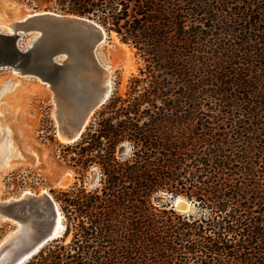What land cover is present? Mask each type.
Masks as SVG:
<instances>
[{
    "label": "trees",
    "instance_id": "16d2710c",
    "mask_svg": "<svg viewBox=\"0 0 264 264\" xmlns=\"http://www.w3.org/2000/svg\"><path fill=\"white\" fill-rule=\"evenodd\" d=\"M74 3L131 44L152 80L141 92L132 77L106 106L124 119L76 142V166L97 163L101 188L61 192L72 239L26 264H264V0ZM159 191L196 213L154 205Z\"/></svg>",
    "mask_w": 264,
    "mask_h": 264
},
{
    "label": "rangeland",
    "instance_id": "374dc122",
    "mask_svg": "<svg viewBox=\"0 0 264 264\" xmlns=\"http://www.w3.org/2000/svg\"><path fill=\"white\" fill-rule=\"evenodd\" d=\"M74 2L75 0H0V27L3 22L18 20L25 13L32 11L50 10L61 14H75ZM107 31L113 32L108 29ZM119 43L123 42L115 33L110 35L97 51L99 59L111 68L113 89L108 101L89 118L83 134L88 130H99L107 118H110L114 125L124 119L116 108L111 111L106 109V106L112 97L124 99L128 96L132 77L145 80L138 86V91L142 92L144 87L150 90L152 79L146 70L144 58L136 53L131 44L124 43L125 46H122ZM140 71L143 73L140 74ZM153 74L156 76L157 71ZM52 96L48 87L37 80L12 75L5 70L0 71V200L19 196L23 192L39 194L46 190L58 202L64 215L65 228L62 237L49 242L40 251L55 244L65 245L72 239L74 231L66 233L68 221L60 200L57 199L63 198L60 196L61 192L69 190L72 186L83 188L87 192L101 188V172L97 163L89 164L86 169L76 166L80 149L85 144H66L57 138L59 108ZM161 98L165 97L155 98L156 105L161 104ZM147 106V103L140 106L139 115ZM143 115L145 117L141 118L140 123L148 118V113L143 112ZM130 150L131 144L123 140L116 145L115 155L121 161L128 157ZM67 172L71 174V180L61 186L59 182ZM176 198L183 199L184 203L188 204L187 212L196 213L197 209L192 202L180 195L171 197L165 191H159L152 203L159 205L170 202L172 205ZM172 206L176 211L182 212ZM13 226L9 220L0 219V240Z\"/></svg>",
    "mask_w": 264,
    "mask_h": 264
},
{
    "label": "water",
    "instance_id": "95a60500",
    "mask_svg": "<svg viewBox=\"0 0 264 264\" xmlns=\"http://www.w3.org/2000/svg\"><path fill=\"white\" fill-rule=\"evenodd\" d=\"M109 32L89 17L50 10L28 13L14 23L12 32L0 30V71L34 79L48 87L59 108L56 131L70 143L81 138L89 118L112 94V72L108 73L97 55ZM75 108L76 122L71 123ZM0 203L9 222H20L26 209L56 210L57 206L60 210L58 202L46 193L15 196ZM172 205L184 213L188 211L184 202L175 201ZM63 232L64 229L57 237H51L50 230L35 229L29 238L19 240L5 264H25L46 244L62 237ZM17 236L0 244V254Z\"/></svg>",
    "mask_w": 264,
    "mask_h": 264
},
{
    "label": "bare ground",
    "instance_id": "6f19581e",
    "mask_svg": "<svg viewBox=\"0 0 264 264\" xmlns=\"http://www.w3.org/2000/svg\"><path fill=\"white\" fill-rule=\"evenodd\" d=\"M27 14L28 13H25L20 19L12 21L10 23H4L3 22L2 23L3 25L0 27V30L1 31H5V32H12L13 31V27L12 26H14V23L19 21V20L24 19V17H26ZM1 22L2 21L0 20V23ZM110 33H111L110 35H114L115 34L114 32H110ZM119 44L122 45V46H125L124 43H119ZM126 52L128 53V51H126ZM104 66L107 69L108 73H110L111 72L110 66L108 64L106 65L105 63H104ZM107 84H109V80H107ZM76 117L77 116H76V108H75V110H73L72 114L70 115V119L69 120L71 121V123L72 122L73 123L76 122ZM56 135H57L58 139L61 142L70 143V142L66 141L65 138L63 136H61L58 131H57ZM70 180H71V174L69 172H67L66 174L63 175V177L60 180L59 184L61 186H65L66 184H68L70 182ZM44 193L50 194L46 190H42L41 193H39V194H44ZM25 194H33V193H31L29 191L28 192H23L19 196H22V195H25ZM178 198H176V204L184 202L183 199L182 200H178ZM13 199H14V197H10L8 199L0 200V202H3L5 200L10 201V200H13ZM1 205L2 204L0 203V219L5 220L6 218H5V216H3L4 215L3 214V208H1ZM187 206H188V204H186V208H187ZM10 223H12L14 225L13 229L10 230V232L0 240V244L6 243L13 236L15 237L18 234H19V236H17L15 238V240H12L11 246L8 249H6L3 253L0 254V264H5L6 262H8L11 259V256L13 255L14 246L17 245L19 240H26L27 238H29L30 235L34 232L35 229L38 228V229H41V230H50L51 231V237H57L58 235H60V233L64 229V221H63V218H62V214H61L60 210L57 208V206H56V210H54V209L53 210H49V209L39 210L38 209V211H33L32 209L31 210L30 209H26L24 211V213L22 214L20 222H15V221L10 220Z\"/></svg>",
    "mask_w": 264,
    "mask_h": 264
}]
</instances>
